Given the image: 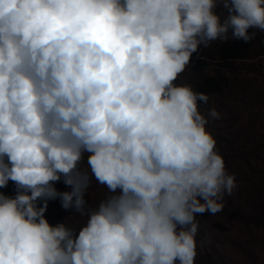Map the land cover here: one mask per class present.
Returning <instances> with one entry per match:
<instances>
[{"label": "clouds", "instance_id": "clouds-1", "mask_svg": "<svg viewBox=\"0 0 264 264\" xmlns=\"http://www.w3.org/2000/svg\"><path fill=\"white\" fill-rule=\"evenodd\" d=\"M249 29L264 0H0V264H195L197 215L238 185L220 112L176 81ZM56 200L84 222L51 225Z\"/></svg>", "mask_w": 264, "mask_h": 264}, {"label": "trees", "instance_id": "trees-1", "mask_svg": "<svg viewBox=\"0 0 264 264\" xmlns=\"http://www.w3.org/2000/svg\"><path fill=\"white\" fill-rule=\"evenodd\" d=\"M252 31H256L252 41L217 40L193 54L212 59L219 58L229 64L236 60L262 58L264 32L249 29L250 33ZM203 77L207 83L206 87L199 86L193 80L186 81H189L187 84L196 91L209 95L206 105L198 102L203 114L206 115L213 107L221 114L218 120L209 119L207 129L217 141L216 147L225 160L227 171L235 174L238 187L231 196H225V207L222 212L215 215L210 213L197 215L198 255L195 264H234L232 261L234 254L245 257L249 261L248 264H264V145H258L259 142L253 140L256 137L254 134L261 131V126L264 127V124H261L258 129L256 128V124L264 120L261 111L255 106L261 95L243 83L236 84L233 76L226 77L223 74L216 78L223 83L227 91L224 96L215 95L217 93L213 90L216 88L209 82L210 78ZM209 88L214 89L209 92L207 90ZM259 103L260 106L264 105L262 100ZM238 105L241 106L238 109L240 112L236 108ZM246 116L249 117V125L242 123V118ZM246 131L248 132L245 144H242L243 142L236 144L238 142L235 139L232 141L231 136ZM55 186L60 191L68 190L62 182L56 183ZM15 194L14 189L7 195ZM45 217L53 226L61 222L79 226L84 222V218L78 213L62 209L58 200L49 201ZM220 222L228 226V232L219 229Z\"/></svg>", "mask_w": 264, "mask_h": 264}, {"label": "rangeland", "instance_id": "rangeland-1", "mask_svg": "<svg viewBox=\"0 0 264 264\" xmlns=\"http://www.w3.org/2000/svg\"><path fill=\"white\" fill-rule=\"evenodd\" d=\"M226 77L233 76L236 80V84L243 83L247 87H251L253 91H255L257 94L261 95L260 100L264 102V57L262 58H255V59H245V60H236L232 61V64H229L226 61L220 60L219 58H208L204 56H196L192 55L191 64L185 69V71L180 75L178 80L176 81L177 84H187L188 82L186 80H193L194 83H198L199 86L206 87L207 83L205 82V79L203 76H206L207 78H210L209 82L214 85V88L216 89H207L209 92L213 90V92H216L215 95L224 96L226 93V87L223 85L221 81H219L216 76L222 75ZM238 88V87H237ZM194 89V87H193ZM196 90V89H194ZM213 95V96H215ZM260 100L256 102L254 105L258 107V109L261 111V116H264V105L260 106ZM221 102V101H220ZM237 110L241 108V106H236ZM240 112V110H238ZM242 123L249 125V117L246 116L245 118H242ZM264 119V117H263ZM253 124V123H251ZM264 124L263 121H259L256 124V128L260 125ZM246 125V126H248ZM240 133V134H234V136H231L232 141L235 139L236 144H245L246 139V133ZM254 134V133H253ZM256 136L253 140L259 142L258 145H264V127L261 126V131L256 134ZM261 141V142H260ZM15 189V184L13 182H10L6 188H3L0 192H3L4 194H8L11 190ZM106 192V189L103 188V186H100L93 182V186L89 189L88 194L86 196V199L88 200L89 204H95L97 203L101 198H103L104 194ZM222 232H228L229 228L228 226L220 222L219 223ZM232 261L234 264H248L249 261L245 259V257L234 254L232 255Z\"/></svg>", "mask_w": 264, "mask_h": 264}]
</instances>
